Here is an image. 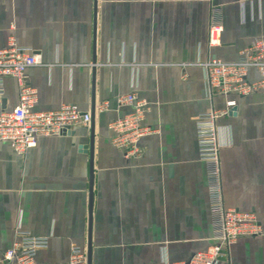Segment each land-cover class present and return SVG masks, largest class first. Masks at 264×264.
Listing matches in <instances>:
<instances>
[{"label":"crops","instance_id":"0c3cea01","mask_svg":"<svg viewBox=\"0 0 264 264\" xmlns=\"http://www.w3.org/2000/svg\"><path fill=\"white\" fill-rule=\"evenodd\" d=\"M221 13L222 44L209 47L211 12ZM264 38V0H0V49L37 53L27 68L34 109L94 105L91 264H169L215 243L207 164L199 157L195 117L225 106L210 97L204 63L233 62ZM255 68L248 79H258ZM0 114L19 100L5 77ZM135 93L146 102L153 133L141 153L112 144L110 124L133 110L119 103ZM237 101L218 119L224 204L252 211L259 236L237 239L219 264H264V89ZM92 121V117H91ZM91 122L39 137L24 154L0 142V254L16 230L45 237L35 264L68 262L72 245L89 238Z\"/></svg>","mask_w":264,"mask_h":264},{"label":"built area","instance_id":"2783aa9c","mask_svg":"<svg viewBox=\"0 0 264 264\" xmlns=\"http://www.w3.org/2000/svg\"><path fill=\"white\" fill-rule=\"evenodd\" d=\"M223 32L221 13L213 9L208 31L209 47L221 46ZM40 62L37 53L14 43L0 49V91L5 77L15 78L19 89L17 106L0 114V142L10 144L19 154L35 147L39 137L63 134L77 125H89L91 122V113L83 112L73 104H63L51 111L34 109L38 93L26 82L25 71ZM252 67L259 76L255 81L248 79ZM204 70L208 95L227 97L223 108L211 109L195 117L199 157L207 164L215 243L195 252L188 260L169 264H219L229 255V248L237 239L263 233L254 212L228 208L224 204L220 162L223 145L218 119L230 114L237 105V101L229 96H245L264 89V38H258L242 49L236 61L208 60L204 63ZM119 103L131 104L133 110L110 124L116 133L112 144L123 149L126 157H137L141 153V140L154 131L144 123L146 102L130 93L121 96ZM47 244V238L17 229L12 246L0 254V264H35L38 250ZM58 264H87V253L80 246L72 245L68 262Z\"/></svg>","mask_w":264,"mask_h":264},{"label":"water","instance_id":"95a60500","mask_svg":"<svg viewBox=\"0 0 264 264\" xmlns=\"http://www.w3.org/2000/svg\"><path fill=\"white\" fill-rule=\"evenodd\" d=\"M92 121H91V137H90V149H91V176H90V203H89V238H88V250H87V264H91V213H92V200H93V145H94V125H93V117H94V105L92 109Z\"/></svg>","mask_w":264,"mask_h":264}]
</instances>
